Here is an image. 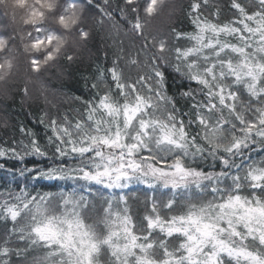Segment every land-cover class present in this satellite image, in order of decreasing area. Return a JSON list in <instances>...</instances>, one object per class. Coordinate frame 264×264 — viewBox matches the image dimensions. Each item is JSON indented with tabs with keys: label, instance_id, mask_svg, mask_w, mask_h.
I'll use <instances>...</instances> for the list:
<instances>
[{
	"label": "snow or ice",
	"instance_id": "6c2138e0",
	"mask_svg": "<svg viewBox=\"0 0 264 264\" xmlns=\"http://www.w3.org/2000/svg\"><path fill=\"white\" fill-rule=\"evenodd\" d=\"M94 34L61 112L45 74ZM17 90L45 135L0 141V264H264V0H0Z\"/></svg>",
	"mask_w": 264,
	"mask_h": 264
},
{
	"label": "trees",
	"instance_id": "16d2710c",
	"mask_svg": "<svg viewBox=\"0 0 264 264\" xmlns=\"http://www.w3.org/2000/svg\"><path fill=\"white\" fill-rule=\"evenodd\" d=\"M180 20L182 21V26L189 27L188 21L183 16L180 17ZM101 45V35L94 34L93 39L89 42L88 50L80 60L71 64L61 61L62 71L54 68L45 74L50 90L56 92L55 103L59 106L61 112L65 110L71 111V109L79 107L77 103L73 102V97H87L89 95V89L85 86V78L93 74L94 62H103V48ZM169 85L173 88L175 87L171 78H169ZM50 99L52 98L50 97ZM44 107L45 101L42 98L35 103H22L21 94L17 90L12 100L8 101L6 105H0V108L7 111L11 118L7 131H5L3 124L0 123V141L4 139L10 140L13 136L19 138L18 129L21 124L33 129L43 139L45 129L40 126L38 120ZM13 163L12 161L8 162L9 166ZM44 190L48 189L45 188Z\"/></svg>",
	"mask_w": 264,
	"mask_h": 264
}]
</instances>
